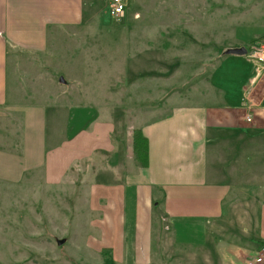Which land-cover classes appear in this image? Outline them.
I'll list each match as a JSON object with an SVG mask.
<instances>
[{
    "label": "crops",
    "instance_id": "obj_1",
    "mask_svg": "<svg viewBox=\"0 0 264 264\" xmlns=\"http://www.w3.org/2000/svg\"><path fill=\"white\" fill-rule=\"evenodd\" d=\"M100 1L0 0V181L78 177L98 212L91 248L111 250L114 264H151L154 252L260 264L264 76L251 83L252 60L229 49L264 41V0L125 6L109 16L110 39H87L103 29L86 20ZM216 26L235 39L218 46ZM228 55L251 64L237 91L213 83Z\"/></svg>",
    "mask_w": 264,
    "mask_h": 264
},
{
    "label": "rangeland",
    "instance_id": "obj_2",
    "mask_svg": "<svg viewBox=\"0 0 264 264\" xmlns=\"http://www.w3.org/2000/svg\"><path fill=\"white\" fill-rule=\"evenodd\" d=\"M125 1L126 7L139 8H157L160 2ZM209 1L195 0L192 3L201 10L208 7ZM213 1L215 8L223 6L222 0ZM183 3L189 4L190 1L184 0ZM95 6L100 13L87 16L86 20L88 23L102 25L103 29L88 32L87 39L106 41L112 35L107 27L114 25V20L109 17L106 0L96 2ZM217 29L219 28L216 26L218 46L224 47L235 39L228 36L229 31L223 32V35L220 30V37ZM231 55H228L221 67L217 64L213 83L224 84L232 90L236 87L237 91L236 80L240 77V72H247L251 64L243 61L240 55ZM229 59L234 60L228 62ZM243 67L244 71H241L239 68ZM237 94L238 92L236 96ZM236 96H231L230 100L235 101ZM86 179L92 180L94 177L88 176ZM80 182L78 177L72 175L65 177L60 184L48 185L40 174L24 177L17 183L0 181V264H114L111 250L97 251L91 248L99 237L95 225L91 224L98 212L88 207L87 193L80 189ZM153 216L156 220L155 214ZM162 226L157 220L153 223L157 231ZM60 239L62 241L59 243ZM185 263L197 264L196 258L189 255L180 259L166 255L162 259L154 252L151 261V264Z\"/></svg>",
    "mask_w": 264,
    "mask_h": 264
},
{
    "label": "built area",
    "instance_id": "obj_3",
    "mask_svg": "<svg viewBox=\"0 0 264 264\" xmlns=\"http://www.w3.org/2000/svg\"><path fill=\"white\" fill-rule=\"evenodd\" d=\"M108 14L112 18H120L123 15L124 7L126 5L125 0H107ZM245 54L253 63V76L251 77V83H254L256 79L264 76V41L259 42L257 45L247 49ZM250 109V107H249ZM246 121L251 120L250 113L244 116ZM253 261L256 263L264 264V244L253 256Z\"/></svg>",
    "mask_w": 264,
    "mask_h": 264
},
{
    "label": "trees",
    "instance_id": "obj_4",
    "mask_svg": "<svg viewBox=\"0 0 264 264\" xmlns=\"http://www.w3.org/2000/svg\"><path fill=\"white\" fill-rule=\"evenodd\" d=\"M256 38L251 39L250 41ZM131 145H132V155L134 161L139 166H146L147 164V139L142 134L139 128H135L132 130L131 134ZM264 244V241H263Z\"/></svg>",
    "mask_w": 264,
    "mask_h": 264
},
{
    "label": "water",
    "instance_id": "obj_5",
    "mask_svg": "<svg viewBox=\"0 0 264 264\" xmlns=\"http://www.w3.org/2000/svg\"><path fill=\"white\" fill-rule=\"evenodd\" d=\"M229 51H230L231 53L242 54V53H245L246 48L243 47V46H238V47H234V48L229 49ZM61 241H62V240L60 239L58 242L60 243Z\"/></svg>",
    "mask_w": 264,
    "mask_h": 264
}]
</instances>
